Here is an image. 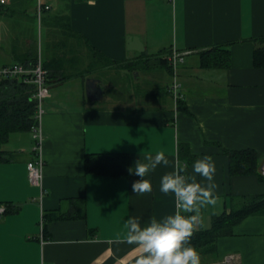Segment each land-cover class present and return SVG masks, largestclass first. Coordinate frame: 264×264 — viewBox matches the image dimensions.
Wrapping results in <instances>:
<instances>
[{"label":"crops","instance_id":"0c3cea01","mask_svg":"<svg viewBox=\"0 0 264 264\" xmlns=\"http://www.w3.org/2000/svg\"><path fill=\"white\" fill-rule=\"evenodd\" d=\"M42 1L51 5L42 27L37 24L44 42L67 16L71 28L98 51V63L112 65L98 70L93 61L70 62L71 77L48 83L39 150L32 131L13 133L5 144L10 160L0 162V207L6 208L0 218V264H136L142 251L127 242L126 220L138 217L144 227L152 218L174 214V194L160 191L162 176L177 163L196 175L193 163L204 155L215 162L219 199L201 209L194 231L211 229L215 216L242 209L250 196L264 197V66L255 61L262 46L258 39L264 37V0ZM24 3L37 13L38 0H9L8 6ZM17 12L0 11V68L17 62L14 41L28 40L19 25L27 27L29 14ZM216 47L221 56L228 51L227 62L212 53ZM174 52L183 58L177 68L179 99L171 92L174 70L156 61L151 73H158V82L168 73V101L157 93L154 105L112 99L106 86L116 89L126 81L133 71L127 64ZM207 52L212 60L203 57ZM89 78L100 80L101 99L87 96ZM180 145H186V156ZM245 149L257 155L256 172L231 174L225 150ZM159 151L170 165L145 177L151 193L135 194L132 184L141 179L134 174L136 161ZM88 154H125L133 174L88 172ZM38 157L44 160L43 196L28 174V163ZM197 251L201 264H264V213L245 216L230 234Z\"/></svg>","mask_w":264,"mask_h":264},{"label":"trees","instance_id":"16d2710c","mask_svg":"<svg viewBox=\"0 0 264 264\" xmlns=\"http://www.w3.org/2000/svg\"><path fill=\"white\" fill-rule=\"evenodd\" d=\"M9 3V2H8ZM7 4L0 3V11H8L16 9L18 14L26 11L28 16L27 27L19 25L20 30L26 33L28 40L14 41V55L17 59L16 63H20L28 68H34L40 59L44 68L47 70V83H50L51 78H60L59 80H65L71 77L73 74L67 73L66 69L70 62H75L76 66L81 62L93 61V65L100 68H111V63H98L96 60L98 51L93 47L87 38L81 34L75 32L70 24L69 18L64 16L58 20L61 24L60 30H54L51 41H43L42 36L38 32L39 14L29 13L28 7L32 6V3H28L16 8L9 7ZM45 4V3H44ZM38 10V8H37ZM43 11L42 19L39 21L44 24ZM258 43L262 46L256 49L255 61L257 66H264V37L258 39ZM221 50L218 47L213 51L219 52ZM222 51V50H221ZM222 54V61L228 60V51ZM212 53H203L204 58H211ZM225 55V56H224ZM226 57V58H225ZM220 60L217 58V61ZM156 63L161 68H174L170 62V56L160 57L157 59L146 58L143 62L131 63L126 65L128 68L135 69L136 67L143 65L146 70H151ZM210 61V60H209ZM14 64V63H13ZM224 64V63H223ZM205 65H210L206 62ZM8 66V65H7ZM84 69V65H82ZM87 67V64H86ZM80 67H76L74 70H82ZM89 70L96 67H87ZM101 69V71H102ZM71 70V68H70ZM155 70V69H154ZM174 73V71H173ZM83 75V73L81 74ZM30 76V75H29ZM32 76V75H31ZM30 76V78H31ZM163 90L156 91L155 93L168 97V87L163 85ZM37 87L33 82L26 81L25 76H7L0 74V162L10 160L9 153L4 149L5 144L8 143L11 134L16 132H33L34 127L40 126L39 106L38 100L35 98ZM172 94L173 91L171 89ZM183 108V106H179ZM186 108H183L185 110ZM186 145H180V155L183 154V150ZM230 157V172L231 174H246L256 172L257 167V155L251 149L245 150H225ZM184 174L188 175L187 165ZM128 157L125 154L119 155H104V154H88L86 157V170L88 172H97L101 174H109L114 176H126L129 171ZM8 210V209H7ZM255 213H264V197L250 196L245 200V204L242 209L232 212L230 214L225 213L220 216H215L213 226L211 229L203 231H194L191 238V245L197 250L202 246H205L211 242H214L218 236L224 234H230L232 232V226L235 223L240 222L245 216Z\"/></svg>","mask_w":264,"mask_h":264},{"label":"clouds","instance_id":"9594fccd","mask_svg":"<svg viewBox=\"0 0 264 264\" xmlns=\"http://www.w3.org/2000/svg\"><path fill=\"white\" fill-rule=\"evenodd\" d=\"M170 163L163 151L136 161L134 174L141 179L133 182L132 191L138 195L151 193V181L145 177L157 166L167 167ZM192 167L203 182H197L196 175L184 174L186 166L181 167L178 163L173 171L161 178L160 191L174 194V214L159 221L152 218L144 227L138 217L132 216L126 220L127 242L137 245L142 251L136 264H201L200 254L190 241L195 226L201 222V209L217 204L219 197L216 191L219 186L214 180L216 166L212 156L204 155L196 159ZM128 171L133 174L132 168Z\"/></svg>","mask_w":264,"mask_h":264},{"label":"built area","instance_id":"2783aa9c","mask_svg":"<svg viewBox=\"0 0 264 264\" xmlns=\"http://www.w3.org/2000/svg\"><path fill=\"white\" fill-rule=\"evenodd\" d=\"M9 0H0L1 4H7ZM38 14H39V21L42 19V14L44 10H48L51 8V5L44 4L42 0H38ZM183 61L182 55L178 52H174L170 56V62L174 68L175 79L172 84V91L176 97L179 99L181 96L180 90L182 87L181 82L178 80L177 71L178 65ZM0 74L7 75V76H25L26 81L33 82L36 87V94L35 98L38 100L39 106V116L42 114L43 111V104L46 97L50 94V87L47 83V70L44 68L42 59L39 60L37 65L34 68H28L20 63H14L12 65L3 66L0 68ZM31 78H30V76ZM33 133L35 134L34 137L36 140L39 141L36 150L40 148L41 142V132L40 126L33 128ZM264 173V172H263ZM28 174L29 179L32 185L37 186L41 189V196L44 195V160L42 157H38L37 160L30 161L28 163ZM6 212V208L0 207V218Z\"/></svg>","mask_w":264,"mask_h":264},{"label":"rangeland","instance_id":"374dc122","mask_svg":"<svg viewBox=\"0 0 264 264\" xmlns=\"http://www.w3.org/2000/svg\"><path fill=\"white\" fill-rule=\"evenodd\" d=\"M153 68L151 71H153ZM167 71V70H166ZM141 72V73H140ZM98 75H101V72H96ZM157 74L154 72H149L146 70L143 65L136 67L132 72L128 74L126 81L116 89L107 88L108 93L112 97V99L119 103H125L126 105H154L158 101H154L153 95L156 91L163 90L162 87L166 83L168 84V73L166 72L165 78L162 77V81H157ZM109 79H114V76L109 74ZM114 87V86H112ZM162 99L168 101V97L164 96L162 93ZM173 99L176 101V97L173 94ZM161 102V101H160Z\"/></svg>","mask_w":264,"mask_h":264},{"label":"water","instance_id":"95a60500","mask_svg":"<svg viewBox=\"0 0 264 264\" xmlns=\"http://www.w3.org/2000/svg\"><path fill=\"white\" fill-rule=\"evenodd\" d=\"M99 82L100 80L96 78L87 79V96L93 101L101 99L103 96V90L99 86Z\"/></svg>","mask_w":264,"mask_h":264}]
</instances>
